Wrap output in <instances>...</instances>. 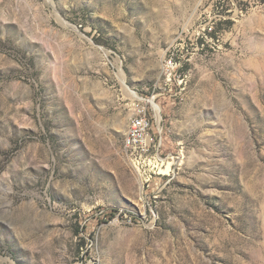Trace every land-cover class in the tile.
Instances as JSON below:
<instances>
[{
  "label": "rangeland",
  "instance_id": "374dc122",
  "mask_svg": "<svg viewBox=\"0 0 264 264\" xmlns=\"http://www.w3.org/2000/svg\"><path fill=\"white\" fill-rule=\"evenodd\" d=\"M0 264H264V0H0Z\"/></svg>",
  "mask_w": 264,
  "mask_h": 264
},
{
  "label": "built area",
  "instance_id": "2783aa9c",
  "mask_svg": "<svg viewBox=\"0 0 264 264\" xmlns=\"http://www.w3.org/2000/svg\"><path fill=\"white\" fill-rule=\"evenodd\" d=\"M152 116L147 107L134 100L131 103V114L123 138V146L129 154L131 163L145 182L155 175L160 161L161 144L156 139Z\"/></svg>",
  "mask_w": 264,
  "mask_h": 264
},
{
  "label": "bare ground",
  "instance_id": "6f19581e",
  "mask_svg": "<svg viewBox=\"0 0 264 264\" xmlns=\"http://www.w3.org/2000/svg\"><path fill=\"white\" fill-rule=\"evenodd\" d=\"M171 164H172V163L167 162V163H166V167H165V169H164L162 172H167V171L169 170ZM160 171H161V170H160Z\"/></svg>",
  "mask_w": 264,
  "mask_h": 264
}]
</instances>
